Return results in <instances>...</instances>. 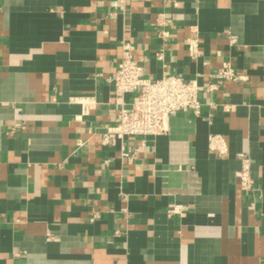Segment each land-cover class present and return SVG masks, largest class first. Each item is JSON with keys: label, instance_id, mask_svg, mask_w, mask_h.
I'll return each mask as SVG.
<instances>
[{"label": "crops", "instance_id": "1", "mask_svg": "<svg viewBox=\"0 0 264 264\" xmlns=\"http://www.w3.org/2000/svg\"><path fill=\"white\" fill-rule=\"evenodd\" d=\"M123 40L150 78L215 83L201 114L103 143ZM0 264H264V0H0Z\"/></svg>", "mask_w": 264, "mask_h": 264}, {"label": "built area", "instance_id": "2", "mask_svg": "<svg viewBox=\"0 0 264 264\" xmlns=\"http://www.w3.org/2000/svg\"><path fill=\"white\" fill-rule=\"evenodd\" d=\"M116 1L118 11L124 13L129 0ZM230 41L235 40L231 38ZM186 48L189 55L195 57L198 53L196 39L188 41ZM132 50L131 42L121 41V51L112 77L114 94L111 101L116 104V115L114 123L107 125L101 133L102 142L105 144H115L128 136L163 133L168 128L169 117L179 110L190 111L199 116L201 114L199 92L216 89L215 83L199 85L195 80L185 81L168 71H164L160 77L150 78L143 66L133 57ZM157 56L161 57V54L158 53ZM213 76L224 81H235L244 77L236 71L230 61H223ZM125 93L133 94L129 101L124 99ZM70 100L81 105L82 110L78 117L87 114L94 105L93 98L88 96H73ZM223 108L228 110L230 105L223 104ZM120 154L129 160L134 152L130 153L122 148ZM238 157L241 166L236 175L241 188L249 190L252 187L250 159L245 153H239ZM184 209V205L177 204L169 209V213L181 212Z\"/></svg>", "mask_w": 264, "mask_h": 264}]
</instances>
